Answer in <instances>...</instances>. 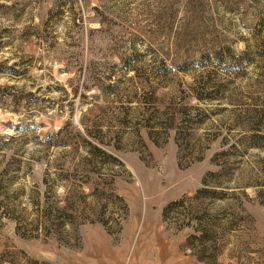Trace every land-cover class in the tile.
I'll return each instance as SVG.
<instances>
[{
  "label": "rangeland",
  "instance_id": "rangeland-1",
  "mask_svg": "<svg viewBox=\"0 0 264 264\" xmlns=\"http://www.w3.org/2000/svg\"><path fill=\"white\" fill-rule=\"evenodd\" d=\"M162 243L264 264V0H0V264Z\"/></svg>",
  "mask_w": 264,
  "mask_h": 264
},
{
  "label": "crops",
  "instance_id": "crops-1",
  "mask_svg": "<svg viewBox=\"0 0 264 264\" xmlns=\"http://www.w3.org/2000/svg\"><path fill=\"white\" fill-rule=\"evenodd\" d=\"M165 247H167V246H165L164 243H162L161 244V251H160L161 255H159V259L161 262L159 264H179V260H180L179 243H176V246L171 249V253H172L171 257L167 254L168 250L165 249ZM189 262L191 264L197 263V261L194 259H191V261H189Z\"/></svg>",
  "mask_w": 264,
  "mask_h": 264
},
{
  "label": "trees",
  "instance_id": "trees-1",
  "mask_svg": "<svg viewBox=\"0 0 264 264\" xmlns=\"http://www.w3.org/2000/svg\"><path fill=\"white\" fill-rule=\"evenodd\" d=\"M179 202H180V201H174V202L168 204V205L163 209V211H162V217H163L164 220H166L165 216H166V214H167L168 208H169L170 206H172V205H176V204L179 203ZM57 212L60 213V214H63V213H64L63 211H62V213H61V210H59V211H57ZM185 225H190V223L187 222ZM199 230H200V229L195 228V231H199ZM203 230H204V229H203ZM201 233H202V229H201ZM43 264H50V263H49V262H43Z\"/></svg>",
  "mask_w": 264,
  "mask_h": 264
}]
</instances>
